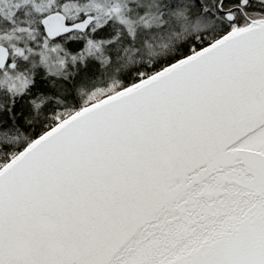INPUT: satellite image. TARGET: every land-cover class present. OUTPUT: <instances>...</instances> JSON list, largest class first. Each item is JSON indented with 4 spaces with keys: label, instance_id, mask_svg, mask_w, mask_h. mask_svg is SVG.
I'll return each instance as SVG.
<instances>
[{
    "label": "snow or ice",
    "instance_id": "snow-or-ice-1",
    "mask_svg": "<svg viewBox=\"0 0 264 264\" xmlns=\"http://www.w3.org/2000/svg\"><path fill=\"white\" fill-rule=\"evenodd\" d=\"M0 264H264V0H0Z\"/></svg>",
    "mask_w": 264,
    "mask_h": 264
}]
</instances>
